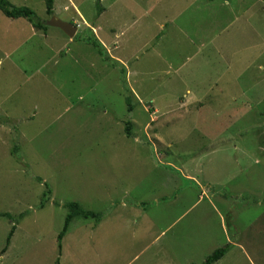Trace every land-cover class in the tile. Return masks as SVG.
I'll return each instance as SVG.
<instances>
[{
    "label": "rangeland",
    "instance_id": "1",
    "mask_svg": "<svg viewBox=\"0 0 264 264\" xmlns=\"http://www.w3.org/2000/svg\"><path fill=\"white\" fill-rule=\"evenodd\" d=\"M9 1L48 28L0 11V264H264V0Z\"/></svg>",
    "mask_w": 264,
    "mask_h": 264
},
{
    "label": "trees",
    "instance_id": "2",
    "mask_svg": "<svg viewBox=\"0 0 264 264\" xmlns=\"http://www.w3.org/2000/svg\"><path fill=\"white\" fill-rule=\"evenodd\" d=\"M45 4H46V13L49 16H52L54 14V2L55 0H44ZM97 16H100V14L103 12V8L100 5H97ZM0 11H2L4 13L5 16H7L8 18H12V19H19V18H25L27 19L32 26L36 29V30H40V31H46L48 26L45 22L41 21L40 19H38L36 17V13L34 12V10H32L29 7L26 6H14L9 0H0ZM91 44L93 45L94 48H96L99 52V54L101 56H103L105 58V60H110L111 58L106 56V52L104 51V47L103 45L100 43V41H98V39L94 38L91 41ZM127 105H128V109L130 112L133 111V107L130 103V99L127 98L126 99ZM2 120L0 119V122ZM131 128H132V123L128 122L126 123V127H125V131L127 136H131ZM18 150V149H16ZM40 183H42L43 181L41 180V178L37 179ZM45 186L47 187V191L45 192L44 195V199L40 205L41 208H43L45 206V203L49 200L47 199L49 195H51V190L49 189V186L47 184H45ZM65 207L68 209V214L66 215L65 218V222H64V226L61 230V232L58 235V248H59V253L60 255L62 254V248H63V240L66 236V234L68 233L70 224L73 222V220L75 218H82L84 220H88V219H94L97 221V223H100L102 221V214L95 212V211H91V210H86L85 208H83L81 206V204L79 202H69L65 205ZM0 216H4V217H9L11 219H13V217L9 214H0ZM23 216V215H20ZM16 230V226L13 225L8 237H7V242H6V248H4V252L7 250V248L9 247V245L11 244V240L12 237L15 233ZM230 249V245H227L225 247H221L216 249L210 256H208V258L206 259V261L203 264H214L216 262H218L219 260H221L226 253L228 252V250ZM60 259H58V263H59Z\"/></svg>",
    "mask_w": 264,
    "mask_h": 264
},
{
    "label": "water",
    "instance_id": "3",
    "mask_svg": "<svg viewBox=\"0 0 264 264\" xmlns=\"http://www.w3.org/2000/svg\"><path fill=\"white\" fill-rule=\"evenodd\" d=\"M48 25L61 29L69 37H74L78 30L77 26L73 25L72 23L65 22L56 16L51 18V20L48 22Z\"/></svg>",
    "mask_w": 264,
    "mask_h": 264
},
{
    "label": "crops",
    "instance_id": "4",
    "mask_svg": "<svg viewBox=\"0 0 264 264\" xmlns=\"http://www.w3.org/2000/svg\"><path fill=\"white\" fill-rule=\"evenodd\" d=\"M108 13V8H106V9H103V12L100 14V16H98L99 17V20L101 21L102 20V17L104 16V15H106ZM7 17V16H6ZM66 22V21H65ZM98 25H100V27H102V24L101 23H98ZM34 28V27H33ZM103 28V27H102ZM35 29V28H34ZM104 31H105V29H103ZM77 32H78V30H77ZM76 32V33H77ZM101 41L103 42V44H106V42L108 43V42H110V41H106L105 40V36H104V38L103 37H101ZM136 73V72H135ZM135 73L132 71V72H130L129 73V76H128V78L130 77V78H132V76H134L135 75ZM131 91L133 92V90L131 89ZM189 178H192V177H189Z\"/></svg>",
    "mask_w": 264,
    "mask_h": 264
}]
</instances>
